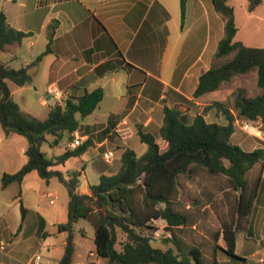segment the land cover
Returning <instances> with one entry per match:
<instances>
[{
  "label": "crops",
  "instance_id": "obj_1",
  "mask_svg": "<svg viewBox=\"0 0 264 264\" xmlns=\"http://www.w3.org/2000/svg\"><path fill=\"white\" fill-rule=\"evenodd\" d=\"M228 3L237 27L234 40L264 48V0L252 10H248L249 0H244L241 27L233 0ZM0 10L10 26L28 33L21 43L0 50V60L8 66L28 68V83L17 86L8 81L23 113L44 119L55 102L78 98L97 87L103 90L96 108L80 119L75 131L65 133L57 144L49 137L51 142L41 146L48 156H56L75 148L70 143L76 136L82 143L89 140L79 156L51 166L65 178L80 170L77 191L81 194H89V185L96 184L100 175L118 171L125 148L137 155L145 152L139 127L151 133L162 150L166 148L159 136L164 106L177 107L191 119L218 101L235 116L232 103L237 88L246 97L260 93L257 72L251 70L231 78L240 80L235 87L229 86L230 79L212 92L193 97L199 76L233 56L215 57L224 35V18L212 0H186L183 25L180 0H0ZM54 19L58 24L50 51L42 54L48 43L47 25ZM52 86L59 97L49 91ZM204 119L227 123L214 106L204 112ZM245 122L247 130L242 127ZM231 141L245 150L264 147V121L235 117ZM26 149L24 136L5 135L0 125V264H34L37 254L39 264H59L67 236L57 228L67 220L64 185L55 176L41 178L35 170L19 184L1 185L3 174L15 173L27 161ZM104 153H110V159ZM246 179V214L236 220L234 245L235 254L244 260L231 262L264 264V161L256 163ZM86 222L91 228H76L74 240L78 236L94 243V228ZM218 243L225 245L221 239ZM213 258L229 261L225 254L219 258L217 250L208 264ZM104 260L108 264L95 250L86 252L74 243L73 264H103Z\"/></svg>",
  "mask_w": 264,
  "mask_h": 264
},
{
  "label": "trees",
  "instance_id": "obj_2",
  "mask_svg": "<svg viewBox=\"0 0 264 264\" xmlns=\"http://www.w3.org/2000/svg\"><path fill=\"white\" fill-rule=\"evenodd\" d=\"M48 0H38L39 3ZM261 0H249L248 10H252ZM214 9L224 18V35L219 40L215 57L230 53L233 56L219 65L204 71L198 79L193 97L219 88L221 83L233 76L257 72V86L260 93L246 97L241 88L236 89L231 111L221 102L209 106L216 107L226 124L207 122L204 112L196 113L191 119L177 107L164 106L163 121L159 136L166 142L162 150L156 138L141 129L137 134L146 150L137 155L131 148H125L120 157L118 171L111 175L102 174L96 184L89 185V194L77 191L80 170L71 171L65 178L51 166L64 163L68 158L79 156L90 145L89 140L73 149L67 148L56 156H48L41 150L49 137L57 144L65 133H72L79 127V121L90 114L103 96L101 87L85 92L82 96L67 97L51 105L47 117L39 119L23 113L11 95L8 81L22 86L30 81L28 68L14 69L0 60V125L5 133H17L27 140V161L13 174H3L2 187L15 182L19 184L26 173L35 170L41 178L55 176L66 188L68 195L67 220L57 225L58 232H66L63 253L59 264H73L74 225L78 220H87L94 228L95 252L106 259L108 264H205L202 251L194 245H186L177 229L190 223L188 214L176 207L178 176L190 174L194 168H204L212 174H222L237 191L235 219L219 220V229L214 233L213 248L220 249L229 261L211 264H235L243 261L234 252L236 220L246 214L247 172L264 161V147L245 150L231 141L235 117L244 120L264 121V48L244 45L234 40L237 27L234 9L228 0H212ZM186 0H180V16L183 25ZM57 20L47 25L48 43L45 54L50 51V43ZM28 33L10 26L0 10V50L7 45L19 44ZM41 58V55L37 59ZM189 106L190 102L183 99ZM69 139V138H68ZM189 176V175H188ZM164 219V230L170 233L163 242L172 246L162 249L152 244L151 221ZM126 234L120 249L115 247L117 232ZM224 241V247L218 241Z\"/></svg>",
  "mask_w": 264,
  "mask_h": 264
},
{
  "label": "rangeland",
  "instance_id": "obj_3",
  "mask_svg": "<svg viewBox=\"0 0 264 264\" xmlns=\"http://www.w3.org/2000/svg\"><path fill=\"white\" fill-rule=\"evenodd\" d=\"M232 4L237 10V19L241 27L244 20L241 18V7L244 4V0H233ZM239 82V79L233 78L229 82V86L235 87ZM222 89L227 91L226 88ZM178 183L176 207L188 214L190 223L177 229V234L186 245L197 246L203 253L205 263L208 264L212 252L215 251L213 248V237L220 227L219 220L235 219L234 211L237 191L232 188L224 175L212 174L204 168H194L190 174H180ZM84 225H87L88 229L91 228L86 220L83 219L79 220L74 228ZM151 225H154L150 232L154 237L152 244L162 249L172 246L170 242H163L170 235L162 228L160 222ZM155 226L159 228L158 233H154L156 231ZM116 232L115 247L120 249L126 240V234L120 229H117ZM74 243L80 250L82 249L86 252L95 250L94 243L90 238L84 239L83 237L78 238V236H75ZM217 252L219 253V258L224 255L220 249H217ZM102 263L105 264V260Z\"/></svg>",
  "mask_w": 264,
  "mask_h": 264
},
{
  "label": "built area",
  "instance_id": "obj_4",
  "mask_svg": "<svg viewBox=\"0 0 264 264\" xmlns=\"http://www.w3.org/2000/svg\"><path fill=\"white\" fill-rule=\"evenodd\" d=\"M49 91H50L54 96H56V97L58 96V97H59V93H58V91H57V89H56L55 86L50 87ZM242 127H243V129L247 130V129L249 128V124L245 122V123L242 124ZM81 143H82V141L80 140V137L76 136V137L71 141L70 145L75 147V146H77V145H80ZM104 157H105L106 159H110V153H104ZM158 222H160L162 228L164 229V226L166 225V221H165L164 219H161V218L154 219V220L151 221V224H158ZM153 226H154V225H153ZM155 227H156V226H155ZM155 230H156V231H154V233H158L159 228L156 227ZM167 233H168V235H170L169 232H167ZM39 260H40V256H39L38 254L35 255V257H34V264H39Z\"/></svg>",
  "mask_w": 264,
  "mask_h": 264
}]
</instances>
